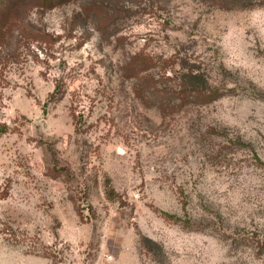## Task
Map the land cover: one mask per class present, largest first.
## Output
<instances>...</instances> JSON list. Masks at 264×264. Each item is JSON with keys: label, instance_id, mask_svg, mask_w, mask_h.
<instances>
[{"label": "rangeland", "instance_id": "1", "mask_svg": "<svg viewBox=\"0 0 264 264\" xmlns=\"http://www.w3.org/2000/svg\"><path fill=\"white\" fill-rule=\"evenodd\" d=\"M0 28V264H264L237 240L264 233V0H0Z\"/></svg>", "mask_w": 264, "mask_h": 264}, {"label": "trees", "instance_id": "2", "mask_svg": "<svg viewBox=\"0 0 264 264\" xmlns=\"http://www.w3.org/2000/svg\"><path fill=\"white\" fill-rule=\"evenodd\" d=\"M47 1L49 0H45V3H47ZM153 61L154 60L150 56L140 54L136 58H133L132 61L127 64L125 69V72L129 73L127 74V78H131V77L138 78L136 86L139 87V89H137V94L139 95L140 99L143 101L148 100L147 97L148 93L151 92L150 90H154L152 86H155L158 83H160L159 80H155L151 76L145 78L138 77L139 74L143 72H147L150 68L154 67ZM174 93L179 97H183L184 103L191 102L195 104H203V103H210L216 99L214 97V94H211L210 92L209 93L205 92L203 89L196 87L190 89L189 91L174 92ZM158 103H159L158 107L163 113H166V111H170L169 107L165 103L163 102H158ZM114 194L115 191L111 188L109 192H107V197L112 200ZM237 240H239L240 243L245 244V246L247 247L258 249L259 255H264V233H259V232L253 234L244 233L241 234Z\"/></svg>", "mask_w": 264, "mask_h": 264}]
</instances>
